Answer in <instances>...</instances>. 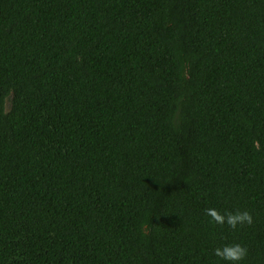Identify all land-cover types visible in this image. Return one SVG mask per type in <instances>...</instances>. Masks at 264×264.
Listing matches in <instances>:
<instances>
[{
  "label": "trees",
  "instance_id": "1",
  "mask_svg": "<svg viewBox=\"0 0 264 264\" xmlns=\"http://www.w3.org/2000/svg\"><path fill=\"white\" fill-rule=\"evenodd\" d=\"M225 240L264 264V0H0V264Z\"/></svg>",
  "mask_w": 264,
  "mask_h": 264
},
{
  "label": "clouds",
  "instance_id": "2",
  "mask_svg": "<svg viewBox=\"0 0 264 264\" xmlns=\"http://www.w3.org/2000/svg\"><path fill=\"white\" fill-rule=\"evenodd\" d=\"M205 215L210 218V222L220 226L226 225L230 230H236L241 225H250L253 222L248 211H226L221 213L214 209H205ZM213 255L223 264H243L248 255V249L241 243L225 240L213 249Z\"/></svg>",
  "mask_w": 264,
  "mask_h": 264
}]
</instances>
